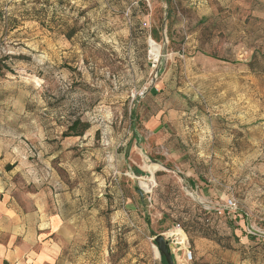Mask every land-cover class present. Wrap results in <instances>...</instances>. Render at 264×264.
I'll return each mask as SVG.
<instances>
[{
    "label": "rangeland",
    "instance_id": "374dc122",
    "mask_svg": "<svg viewBox=\"0 0 264 264\" xmlns=\"http://www.w3.org/2000/svg\"><path fill=\"white\" fill-rule=\"evenodd\" d=\"M0 61V179L97 194L58 264H264V0H0ZM151 109L188 170L127 141Z\"/></svg>",
    "mask_w": 264,
    "mask_h": 264
},
{
    "label": "crops",
    "instance_id": "0c3cea01",
    "mask_svg": "<svg viewBox=\"0 0 264 264\" xmlns=\"http://www.w3.org/2000/svg\"><path fill=\"white\" fill-rule=\"evenodd\" d=\"M151 112L154 115L151 114L147 120L143 117L138 121L132 120L135 123L129 126L127 134L130 139L127 141L134 139L137 146L144 141L148 148L156 143L167 150L169 161L178 168V172L188 170L190 162L181 150L182 145L179 142L174 145L167 135V117L163 118L165 111L155 113L151 109ZM142 151L147 153L146 149ZM124 154L126 156V149ZM193 176H196L194 170ZM22 179L24 182L17 184H7L0 179V264H58L76 225L86 215L97 216V210L86 206V202L97 194L89 195L84 201L77 187H69L60 178H52L44 189L33 187L32 183L36 182L33 179ZM210 193L211 190L200 189L198 203L208 207L215 204L209 200ZM212 215L215 216L214 213ZM182 253L183 261L189 264Z\"/></svg>",
    "mask_w": 264,
    "mask_h": 264
},
{
    "label": "built area",
    "instance_id": "2783aa9c",
    "mask_svg": "<svg viewBox=\"0 0 264 264\" xmlns=\"http://www.w3.org/2000/svg\"><path fill=\"white\" fill-rule=\"evenodd\" d=\"M146 182V183H145ZM142 183V182H141ZM144 183L147 185V187H141V191L147 195L150 196L154 189L157 187V184L154 180V178L152 180H144ZM223 211H228L231 214H237L238 211V204L235 198H228L223 206ZM220 214V211H219ZM168 237L172 238V235H169ZM185 243H187V236H186V240L185 242H181L178 238L177 235V239H176V244H174L176 247L181 246L183 247L185 245ZM181 250V248H180ZM182 251L185 254V258L187 260V262H191L193 260V253L191 252L190 248H188L186 245L182 248Z\"/></svg>",
    "mask_w": 264,
    "mask_h": 264
},
{
    "label": "trees",
    "instance_id": "16d2710c",
    "mask_svg": "<svg viewBox=\"0 0 264 264\" xmlns=\"http://www.w3.org/2000/svg\"><path fill=\"white\" fill-rule=\"evenodd\" d=\"M5 71L11 72V69L3 61H0V77L4 75ZM89 128H90L89 123L77 119L73 121L72 124L68 127L66 137L82 138L85 136ZM162 258L165 264H167L164 256H162Z\"/></svg>",
    "mask_w": 264,
    "mask_h": 264
},
{
    "label": "water",
    "instance_id": "95a60500",
    "mask_svg": "<svg viewBox=\"0 0 264 264\" xmlns=\"http://www.w3.org/2000/svg\"><path fill=\"white\" fill-rule=\"evenodd\" d=\"M132 145H130L126 152L128 153L131 149ZM147 163H151L149 161H147ZM156 163V162H153ZM138 194H140L142 197H144V193L141 191L140 188L137 189ZM154 241L157 244L158 250L159 252L162 254V256H164V258L166 259L167 264H175L174 262V257L172 255V252L168 246L167 241L165 240V238L163 236H155L154 237Z\"/></svg>",
    "mask_w": 264,
    "mask_h": 264
},
{
    "label": "bare ground",
    "instance_id": "6f19581e",
    "mask_svg": "<svg viewBox=\"0 0 264 264\" xmlns=\"http://www.w3.org/2000/svg\"><path fill=\"white\" fill-rule=\"evenodd\" d=\"M153 47V46H152ZM153 53V52H152ZM159 54H160V51H159V48H156L155 49V55L156 56H158L159 57ZM142 184H143V188L144 187H147V185L144 183V182H142ZM142 186V185H141ZM179 231V230H178ZM178 233V232H177ZM178 236H179V233L177 234ZM182 235V234H181ZM182 238V237H181ZM179 240L181 241V242H185V240H186V237H185V239H180V236H179Z\"/></svg>",
    "mask_w": 264,
    "mask_h": 264
}]
</instances>
